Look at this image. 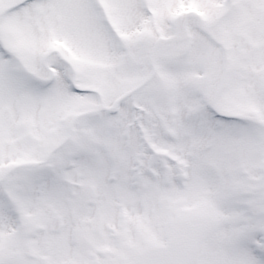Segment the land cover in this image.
<instances>
[{"label": "snow or ice", "instance_id": "obj_1", "mask_svg": "<svg viewBox=\"0 0 264 264\" xmlns=\"http://www.w3.org/2000/svg\"><path fill=\"white\" fill-rule=\"evenodd\" d=\"M0 264H264V0H0Z\"/></svg>", "mask_w": 264, "mask_h": 264}]
</instances>
